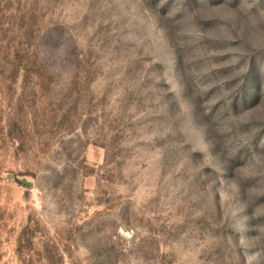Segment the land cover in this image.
<instances>
[{"label":"rangeland","instance_id":"obj_1","mask_svg":"<svg viewBox=\"0 0 264 264\" xmlns=\"http://www.w3.org/2000/svg\"><path fill=\"white\" fill-rule=\"evenodd\" d=\"M0 264H264V0H0Z\"/></svg>","mask_w":264,"mask_h":264}]
</instances>
